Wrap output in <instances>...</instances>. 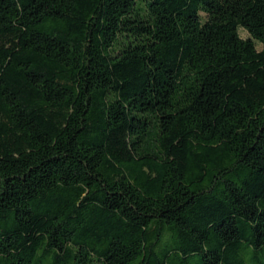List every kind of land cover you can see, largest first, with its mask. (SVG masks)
<instances>
[{"label": "trees", "instance_id": "1", "mask_svg": "<svg viewBox=\"0 0 264 264\" xmlns=\"http://www.w3.org/2000/svg\"><path fill=\"white\" fill-rule=\"evenodd\" d=\"M0 264H264V0H0Z\"/></svg>", "mask_w": 264, "mask_h": 264}, {"label": "rangeland", "instance_id": "2", "mask_svg": "<svg viewBox=\"0 0 264 264\" xmlns=\"http://www.w3.org/2000/svg\"><path fill=\"white\" fill-rule=\"evenodd\" d=\"M237 32H238V34L241 37H247L248 36V33L243 28H241V27H238ZM257 48H260V45L259 44H257Z\"/></svg>", "mask_w": 264, "mask_h": 264}]
</instances>
